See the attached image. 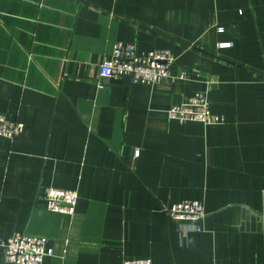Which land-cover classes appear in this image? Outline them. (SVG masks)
<instances>
[{
    "label": "crops",
    "instance_id": "0c3cea01",
    "mask_svg": "<svg viewBox=\"0 0 264 264\" xmlns=\"http://www.w3.org/2000/svg\"><path fill=\"white\" fill-rule=\"evenodd\" d=\"M116 41L188 77L103 80ZM196 92L223 123L169 118ZM0 113L25 124L0 137V237L46 236L43 264H264V0H0ZM47 186L79 191L73 216ZM182 200L202 230L164 210Z\"/></svg>",
    "mask_w": 264,
    "mask_h": 264
},
{
    "label": "built area",
    "instance_id": "2783aa9c",
    "mask_svg": "<svg viewBox=\"0 0 264 264\" xmlns=\"http://www.w3.org/2000/svg\"><path fill=\"white\" fill-rule=\"evenodd\" d=\"M226 45L227 43L220 44ZM175 60L176 56L169 49L142 51L135 42L116 41L111 52L99 64V74L103 80L129 77L133 84H157L186 79L187 70L181 71L178 76L172 73ZM168 116L180 123L195 121L212 125L224 122V116L212 110L205 92H196L186 96L181 103L172 104L168 109ZM24 128L23 122L11 120L0 113V137L16 139ZM138 154L137 149L135 155ZM79 197L77 189L56 186L45 187L42 194L48 210L68 216L75 214ZM164 210L184 234L202 230L201 220L206 215L202 200H182ZM48 241L46 236L17 231L7 239L0 237V248L6 260L14 264H43L46 257L55 255V249ZM122 264H153V260L150 257H126Z\"/></svg>",
    "mask_w": 264,
    "mask_h": 264
}]
</instances>
